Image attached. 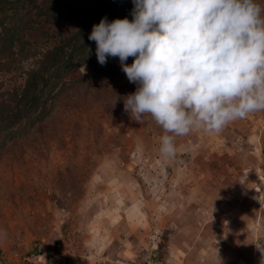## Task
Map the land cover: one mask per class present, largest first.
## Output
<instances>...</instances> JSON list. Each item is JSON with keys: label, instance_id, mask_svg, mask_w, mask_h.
I'll use <instances>...</instances> for the list:
<instances>
[{"label": "rangeland", "instance_id": "obj_1", "mask_svg": "<svg viewBox=\"0 0 264 264\" xmlns=\"http://www.w3.org/2000/svg\"><path fill=\"white\" fill-rule=\"evenodd\" d=\"M74 1L83 8L97 2ZM107 2L116 13L134 7ZM257 3L264 9V0ZM54 8L51 17L26 2L0 12V35L5 23L19 41L0 57L3 90L21 89L26 72L77 30L69 8ZM88 70L82 65L65 79ZM115 86L96 104L85 102L86 114H63L64 131L54 138L1 148L0 264H262L264 110L219 132L177 136L174 156L165 157L164 132L152 116L138 123L124 111L122 97L136 88ZM60 118L54 113L52 125Z\"/></svg>", "mask_w": 264, "mask_h": 264}, {"label": "clouds", "instance_id": "obj_2", "mask_svg": "<svg viewBox=\"0 0 264 264\" xmlns=\"http://www.w3.org/2000/svg\"><path fill=\"white\" fill-rule=\"evenodd\" d=\"M132 3L131 20L105 16L88 39L101 65L119 58L136 85L122 97L124 111L138 123L152 116L164 132L163 156H174L175 138L194 128L219 132L264 110V9L257 0Z\"/></svg>", "mask_w": 264, "mask_h": 264}, {"label": "trees", "instance_id": "obj_3", "mask_svg": "<svg viewBox=\"0 0 264 264\" xmlns=\"http://www.w3.org/2000/svg\"><path fill=\"white\" fill-rule=\"evenodd\" d=\"M43 1L46 6H41L37 0H0V12L13 4L26 2L28 7H36L40 16L50 17L55 14L54 3H58L69 8L78 21L77 30L62 38L45 53L36 67L26 72V80L21 89L3 90L0 83V150L21 139H24L21 143L26 147L40 145L58 133H63L65 125L62 115L71 110L78 111L80 115L86 114L87 108L83 104L95 103L100 92L103 93L110 85H116L115 87L126 92L136 88L131 82L129 85L125 83L127 87L121 85L125 81L122 78L125 73L120 62L107 61L104 65L98 62L96 43L88 39L93 25L99 23L103 17L106 16L109 21L130 18L131 12L129 15L124 14L125 12L116 13L117 9L107 0H97L92 6L88 5L89 8L79 6L74 0ZM3 26L5 31L0 35V57H4L3 51L10 50V47L19 42L17 33L13 32L14 27H8L5 23ZM82 65L89 67L86 74H80L74 80L65 79ZM103 73H107L105 78H102ZM100 84H103L104 89L99 91ZM89 94L91 98L88 97ZM85 98L87 101H82ZM54 113H59L61 117L59 125H52L51 117ZM33 129L37 137L29 141L25 136Z\"/></svg>", "mask_w": 264, "mask_h": 264}]
</instances>
